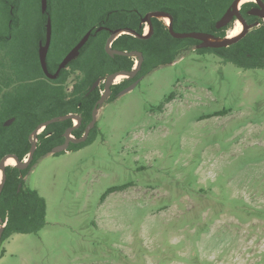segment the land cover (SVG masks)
I'll return each mask as SVG.
<instances>
[{"label": "rangeland", "instance_id": "374dc122", "mask_svg": "<svg viewBox=\"0 0 264 264\" xmlns=\"http://www.w3.org/2000/svg\"><path fill=\"white\" fill-rule=\"evenodd\" d=\"M41 19L38 0L10 23L0 3L10 47L35 50ZM66 47L52 18L49 56ZM94 127L29 168L45 223L4 241L0 264H264V68L190 49L106 100Z\"/></svg>", "mask_w": 264, "mask_h": 264}, {"label": "trees", "instance_id": "16d2710c", "mask_svg": "<svg viewBox=\"0 0 264 264\" xmlns=\"http://www.w3.org/2000/svg\"><path fill=\"white\" fill-rule=\"evenodd\" d=\"M233 0H47L45 13L37 27L39 43L45 41V25L49 16L56 21L60 39L67 46L61 55L49 56L46 63L50 73H54L67 52L91 29V35L79 51V55L63 68L55 79H49L42 71L38 48L19 50L10 47L0 33V158L14 154L18 159L26 158L31 143L29 135L36 126L50 118L64 114H77L80 125L73 130L75 137H81L84 128L92 118V110L100 97L103 85L88 92L97 78L119 70H131L135 59L129 56H109L105 52V42L109 30L131 28L143 33L141 18L149 11H165L172 16V27L176 32L202 31L225 37L232 20L217 29L216 21L223 15ZM264 2V0H262ZM8 17L12 19L20 0H0ZM254 1L241 4L240 12L247 23L254 20L259 25L251 28L237 42L221 48H195L199 43L191 38H174L163 22L151 18L152 34L147 39L121 34L111 44L112 48L125 51H139L143 61L137 76H144L155 68L174 62L179 55L190 49L197 54L206 52L216 55L224 63H232L243 70L264 68V20L247 13ZM104 27L96 31L98 27ZM193 48V49H192ZM135 78H124L111 86L112 100L117 93ZM72 80L71 84H69ZM166 96L164 105L173 99ZM13 118L9 126L4 122ZM72 123L71 119L47 125L38 134L33 158L20 171L13 165L5 168L6 179L0 193V218L5 225L0 240V258L5 249L1 246L13 234H29L39 231L45 223V201L36 190L24 185L23 177L40 157L48 154L52 147L62 141L61 133ZM54 130L51 137L47 131ZM95 127L85 141L71 143L68 150H78L91 142ZM22 175V177H20ZM20 185V186H19ZM116 188H109L102 201Z\"/></svg>", "mask_w": 264, "mask_h": 264}, {"label": "water", "instance_id": "95a60500", "mask_svg": "<svg viewBox=\"0 0 264 264\" xmlns=\"http://www.w3.org/2000/svg\"><path fill=\"white\" fill-rule=\"evenodd\" d=\"M242 1L243 0H233L231 2V4L227 7V9L225 10L223 15L215 23V27L217 29H219V28L226 26L232 20L240 21V23L242 25L240 32L238 34H236L235 36L230 37V38H227V35L225 37H219V36H215L213 34H210L207 32H202V31L176 32L173 30V27H172V16L165 11H159V10L149 11L141 18V23L146 24L149 27V30L147 33L144 31H143V33H137L135 30H133L131 28H127V27L109 30V36L107 37L106 42H105V52L111 57H113L115 55H122V56H129V57L136 58L134 67L131 70L115 71L113 73H110V74L104 76L103 78H97L93 82V84L89 88L88 92L95 89V87L97 85H99V83H101V82H103L104 92L100 95L99 99L96 101L94 108L92 110V118H91L90 122L86 125V127L84 128V132H83L82 136L79 138H73L70 134H71V131L76 126L68 127L63 134L65 137L64 142L52 147L48 154H54V153H59V152L65 151L68 148V145L70 142L79 143V142L85 141L90 130L95 125L96 114H97L99 108L102 106V104L107 100V98L111 94V86L113 84H115L114 80L116 79V77L122 76L124 78H132L138 73L140 66H141V63L143 61L142 53L139 51H135V50L125 51V50H118V49L112 48L111 44L118 36H120L121 34H130L136 38L147 39L152 34L151 18L154 17V18L159 19L160 16H164V17L168 18V24H164V23L163 24L167 27L169 33L174 38L196 39L199 41V43L195 46V48L227 47V46L237 42L238 40H240L251 28L259 25L258 21L254 22V23H247L245 21V19L243 18L242 14L240 12V6L243 3ZM254 2H255V6L249 8L247 13L249 15H253V16L259 17V18L264 20V2L262 0H254ZM40 7H41V12L45 13L46 9H47V0H40ZM102 28H104V27L100 26L96 29V31H99ZM91 32H92L91 29L88 30L82 36V38L62 58V60L58 64V67L55 70V72L50 73L47 69V63H46L47 52H48L50 39H51V19L48 16L47 20H46V25H45V41L43 44L40 42L39 48H38L39 62H40L42 71L45 74V76L49 79H55L58 76L59 72L63 68H65L69 62L74 60L79 55L80 49L83 47V45L88 40L89 36L91 35ZM142 77L143 76L138 77L133 82H131L129 85H127L126 87L121 89L117 93V95H121L123 93H126L129 90H131L132 88H134L137 85V83L142 79ZM65 119H74L77 121V124H79L81 121V117L77 114H65L62 116L50 118L49 120H46V121L38 124L36 126V128L29 135V141L31 143V146H30V149H29V152H28L26 158H24L23 160H20L17 158V156H15L14 154H11V153L5 154L4 156H2L0 158V193L2 191L4 182L6 179L5 168L8 165L6 163L7 159H9V158L14 159L15 164L13 166H15L20 171H22L23 169L28 167V165L30 164V162L33 158V154H34L35 149H36L37 134H38L39 129H41L42 127H46L47 125H49L51 123H54V122H57L60 120H65ZM12 121H13V118H10L4 122V125L9 126ZM20 177H22V175H20ZM4 225L5 224H3L2 218H0V240H1V235L3 232Z\"/></svg>", "mask_w": 264, "mask_h": 264}, {"label": "flooded vegetation", "instance_id": "af4514ba", "mask_svg": "<svg viewBox=\"0 0 264 264\" xmlns=\"http://www.w3.org/2000/svg\"><path fill=\"white\" fill-rule=\"evenodd\" d=\"M254 6H255V2H254V5H251V6H250V8H251V7H254ZM252 16H253V15H252ZM256 21H258V20H254L252 23H254V22H256ZM258 22H259V21H258ZM141 76H142V75H141ZM138 77H140V76H137V74H136V75H135L134 77H132V78L137 79ZM135 79H134V80H135ZM134 80H133V81H134ZM133 81H132V82H133ZM100 84L103 85V83H99V85H100ZM99 85H97V86H99ZM128 85H129V84H128ZM97 86H96V87H97ZM103 92H104V89L101 91L100 95H101ZM64 115H65V114H64ZM13 120H14V119H13ZM65 120H66V119H65ZM60 121H64V120H60ZM71 121H72V123L70 124V126H76L75 128H77V127L80 125V123H81V121H80V123L77 124V121L74 120V119H71ZM12 122H13V121H12ZM12 122H11V123H12ZM57 122H58V121H57ZM70 126H68V127H70ZM68 127H66L65 130H66ZM44 128H45V127H42L41 129H39L38 134H40V133L43 131ZM75 128H74V129H75ZM74 129H73V130H74ZM65 130L61 133L62 141H61L59 144L63 143L64 140H65V137H64V135H63L64 132H65ZM73 130L71 131V134H70V135H71L73 138H79V137H75V136L73 135ZM54 132H55L54 130H49V131H47L45 137H51V136L54 134ZM38 134H37V137H38ZM71 143H74V142H70L69 145H68V148H69V146H70ZM57 145H58V144H57ZM68 148H67L66 150H68ZM10 161H11V160H10ZM7 162H8V161H7Z\"/></svg>", "mask_w": 264, "mask_h": 264}, {"label": "bare ground", "instance_id": "6f19581e", "mask_svg": "<svg viewBox=\"0 0 264 264\" xmlns=\"http://www.w3.org/2000/svg\"><path fill=\"white\" fill-rule=\"evenodd\" d=\"M243 1H246V0H243ZM243 1H242V2H243ZM159 19H160L164 24H168V18H167V17L160 16ZM241 28H242V25H241L240 21L236 20L235 23H234V26H233V27L231 28V30H230V33L227 35V38L233 37V36H235L236 34H238V33L240 32ZM148 30H149V27L146 26V27H145V32L147 33ZM120 77H122V76H118V77H116L115 80H117V79L120 78ZM115 80H114V81H115ZM10 160H11V161H10ZM7 161H8V162H7ZM7 161H6L7 164H10V163H11L10 165H14V164H15V160L12 159V158L7 159Z\"/></svg>", "mask_w": 264, "mask_h": 264}, {"label": "built area", "instance_id": "2783aa9c", "mask_svg": "<svg viewBox=\"0 0 264 264\" xmlns=\"http://www.w3.org/2000/svg\"><path fill=\"white\" fill-rule=\"evenodd\" d=\"M3 224H5V221L3 222Z\"/></svg>", "mask_w": 264, "mask_h": 264}]
</instances>
